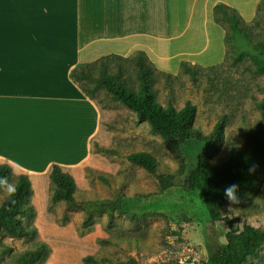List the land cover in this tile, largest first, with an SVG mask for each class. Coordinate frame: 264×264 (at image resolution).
<instances>
[{"label": "rangeland", "instance_id": "374dc122", "mask_svg": "<svg viewBox=\"0 0 264 264\" xmlns=\"http://www.w3.org/2000/svg\"><path fill=\"white\" fill-rule=\"evenodd\" d=\"M248 22L250 38L232 33L230 28L223 29L229 36L220 63L197 68L199 64L188 62L192 71L172 76L158 73L153 83L162 105H195L193 126L205 133L226 117L221 146L211 155L210 162L228 158L233 148L252 156V182L245 193L223 205L221 219L212 230L208 228L199 190L184 188L176 176L172 186H160L155 176L126 157L133 151L150 152L161 172L175 174L179 161L173 149L151 132L146 122L137 121L134 111L120 103L101 100L102 105L107 103L102 108L106 115L102 123L105 137L93 142L94 161L84 165L80 174L72 175L75 196L104 199L111 198L116 189L122 190L128 211L112 218L105 212L92 213V227L88 228L82 224L84 215L80 208H66L63 201L53 204L49 195L39 225L35 224L36 213L32 220L36 236L0 233V264H20L18 255L33 241L42 240V234L50 239L45 242L51 252L34 264H84L82 258L86 255L95 256L96 264H117V260L124 264H203L216 238L224 242L229 228L237 233L249 224L264 230V125L256 105L264 91V72L258 71L264 61V14ZM111 67L114 71L115 62ZM123 67L129 71V82L136 87L134 67L127 62ZM12 173L20 174L13 168ZM99 174L106 175L111 186L100 180ZM12 182L13 179L0 188V201ZM48 189L51 194L50 182ZM104 255L108 259H103ZM246 264H264V245Z\"/></svg>", "mask_w": 264, "mask_h": 264}, {"label": "crops", "instance_id": "0c3cea01", "mask_svg": "<svg viewBox=\"0 0 264 264\" xmlns=\"http://www.w3.org/2000/svg\"><path fill=\"white\" fill-rule=\"evenodd\" d=\"M258 2L0 0V162L28 175L37 226L50 195L52 165L80 174L94 161L93 142L105 137L104 110L82 92L70 70L137 51L170 74L179 72L181 61L218 64L225 56V32L213 20V6L229 5L250 21ZM42 240L50 239L42 234Z\"/></svg>", "mask_w": 264, "mask_h": 264}, {"label": "trees", "instance_id": "16d2710c", "mask_svg": "<svg viewBox=\"0 0 264 264\" xmlns=\"http://www.w3.org/2000/svg\"><path fill=\"white\" fill-rule=\"evenodd\" d=\"M212 13L214 22L224 30L230 28L232 33L250 38V23L244 20L235 8L217 3L213 6ZM260 13L264 14V0L257 3L252 21ZM228 36L225 32V45ZM262 51L264 55V47ZM112 62L116 64L114 71L111 67ZM125 62L134 67V74L138 80L136 87L129 82V71L123 67ZM261 64L258 71L264 72V61H261ZM213 66L215 65L209 67ZM192 68L187 61H181L179 72H190ZM197 68L205 67L197 65ZM158 73L172 76L170 73L157 70L144 52L137 51L128 57L109 54L92 62L79 63L70 70V77L86 96L98 103L100 108H103L106 102H116L134 111L137 121L146 122L151 132L157 133L173 149L179 161V168L175 174L161 172L157 159L150 152L133 151L126 157L155 176L160 186H172L175 184L176 176L184 188L199 190L207 212L208 228L212 230L214 223L221 219L223 205L233 197L245 193L252 182V156L244 155L239 149L233 148L228 158L219 163L210 162L211 155L221 146L226 117L223 116L216 121L208 133L193 126L195 105L186 102L182 107L176 108L172 104L164 106L157 100L153 83ZM101 92L103 96L98 97ZM101 100L106 101L104 105L101 104ZM256 105L264 125V91ZM13 176L11 165L0 164V188L13 179L12 186L0 201V233L36 236L37 229L32 223L36 211L31 202L33 189L30 179L25 173ZM98 178L111 186L112 182L106 175L99 174ZM49 182L52 189L50 202L55 204L63 201L66 208H80L84 215L82 224L88 228L92 227V213L105 212L112 218L128 211L122 199L124 197L122 190L116 189L111 198L92 200L77 198L73 176L63 171L57 164H53L50 169ZM130 220H135L134 215ZM262 245L264 230L249 224H245L237 233L229 228L224 242L216 238L214 247L203 264H246L250 257L257 256ZM50 252L51 248L45 241L36 240L18 255V261L20 264H34L38 260H45ZM103 259L108 258L104 255ZM97 260L93 255L82 258L84 264H96ZM116 262L124 264L119 260Z\"/></svg>", "mask_w": 264, "mask_h": 264}, {"label": "bare ground", "instance_id": "6f19581e", "mask_svg": "<svg viewBox=\"0 0 264 264\" xmlns=\"http://www.w3.org/2000/svg\"><path fill=\"white\" fill-rule=\"evenodd\" d=\"M28 106H29V105H28ZM28 106H27V108H29V109L31 110V107H32V106H29V107H28ZM34 107H35V106H34ZM31 111H32V110H31ZM38 111H39V108H38ZM34 112H35V111H34ZM31 114H32V113H30V111L28 110L27 115L30 117ZM32 116H33V115H32ZM48 139H51V138H48ZM44 140H45V138H44ZM44 140H43V142H44L45 145H47V147H48V144H46V143H48L49 141H46V142H45ZM41 141H42V140H41ZM52 142H54V141H52ZM51 144H53V143H51ZM42 148H43V147H42ZM55 148H57V147H55ZM52 149H53V147H52ZM44 150H46V147H44Z\"/></svg>", "mask_w": 264, "mask_h": 264}]
</instances>
